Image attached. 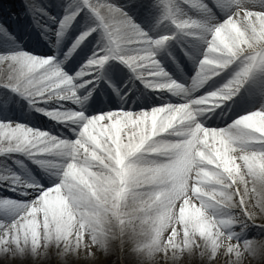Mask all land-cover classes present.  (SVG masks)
<instances>
[{
	"label": "snow or ice",
	"instance_id": "snow-or-ice-1",
	"mask_svg": "<svg viewBox=\"0 0 264 264\" xmlns=\"http://www.w3.org/2000/svg\"><path fill=\"white\" fill-rule=\"evenodd\" d=\"M70 32L62 61L24 47L35 33L59 52ZM185 38L190 82L165 67L182 73L169 47ZM110 61L132 74L119 86ZM101 81L115 110L88 106ZM42 252L39 264H264V0H0V264Z\"/></svg>",
	"mask_w": 264,
	"mask_h": 264
},
{
	"label": "bare ground",
	"instance_id": "bare-ground-1",
	"mask_svg": "<svg viewBox=\"0 0 264 264\" xmlns=\"http://www.w3.org/2000/svg\"><path fill=\"white\" fill-rule=\"evenodd\" d=\"M137 22H140L139 18H137ZM145 27H148V25H145ZM159 31L165 32V31H168V28H167L166 25H162V26L159 27ZM76 34H78V33L70 32L69 33V39H66L64 41V43H63V45H62V47H61L59 52L56 51L59 54V56L57 58L58 60L62 61L64 59L63 52L66 51L68 45L71 43V39H74ZM34 38H35V33H33L32 37L29 40H25L24 41V47L25 48H32L34 51H45V52L48 53V51H46L45 47H43V48H36L35 47ZM21 39H23V36H21ZM189 39L190 38H188V40ZM188 40H186V38H185V40H183L181 42L184 44V48L185 49L191 50L188 45H185V41H188ZM45 46H47V45H45ZM172 48H173V45L171 44L170 47H169V51ZM90 49H91V46H89L88 51ZM87 59H88L87 56L84 55V54H73V57L71 59H69L68 61L64 62L61 65L62 70L65 71V72H68L71 68H73L74 66H76V65H78L80 63L86 64ZM111 65L113 66V69L115 71L113 72V74H111L109 76L108 80H110L111 82H113L117 86H119V83H120L121 80L127 81L128 78L132 75L129 72L123 71L122 70V66L123 65L119 64L117 61H111ZM168 65L171 66L172 64L169 62ZM190 70L191 71L194 70V65L193 64H192ZM175 79H177L178 81H181V82L184 81V78L182 76H180L179 78L175 77ZM101 84H102V88L97 89V93L103 91L105 94L99 96L98 100H96L95 102L90 100L88 106L90 108L95 109L99 105L100 102H105V103H108V108L105 109L106 111L107 110H115L116 108L119 107V101H118L117 96L115 95V93L112 92V89L110 87L108 88L102 82H101ZM141 88H142V86H141ZM97 93H94L93 95L96 96ZM138 97H139V100H137L136 102H143L146 99H151L153 101L155 100V96L154 95L145 96V95H141L140 93H138ZM134 100H136V98H134ZM131 106H132V108H135L136 107V103H133ZM95 113H98V112L94 111L93 114H95ZM31 115L33 116L32 124L35 125L37 128H40V129H43V130L52 129L53 132L56 131V129L54 127V124L51 123L48 118H47V120L41 119V117L43 116L42 114L33 113ZM217 123H219V122H217ZM204 126H213L214 127L216 125H213L211 121H208ZM220 126L222 127L223 125H220ZM44 256H45V253L42 252L37 257H34V259L37 261V264H39V261L44 259ZM57 259L58 260H62L63 257L58 256ZM82 264H97V262L96 261H92V260H88V261H82Z\"/></svg>",
	"mask_w": 264,
	"mask_h": 264
},
{
	"label": "rangeland",
	"instance_id": "rangeland-1",
	"mask_svg": "<svg viewBox=\"0 0 264 264\" xmlns=\"http://www.w3.org/2000/svg\"><path fill=\"white\" fill-rule=\"evenodd\" d=\"M54 1V0H53ZM53 53H55V51H52V54ZM49 55V54H48ZM182 62H183V59L185 60V57L183 56V54H182ZM182 62H180V65H181V63ZM124 70H126V71H129V69L126 67L125 68V66H124ZM107 68H106V65H105V68H104V70H103V75H104V78H106L107 77ZM167 71H169V70H167ZM75 72H77V69H75V70H73L72 72H71V74H74ZM169 73H170V71H169ZM170 75H172V74H170ZM53 123V122H52Z\"/></svg>",
	"mask_w": 264,
	"mask_h": 264
}]
</instances>
